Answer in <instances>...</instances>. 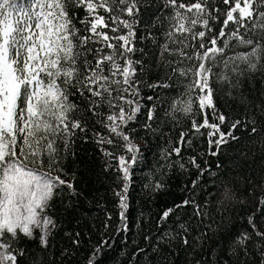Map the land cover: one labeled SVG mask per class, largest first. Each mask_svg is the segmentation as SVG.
<instances>
[{"label":"snow or ice","instance_id":"6c2138e0","mask_svg":"<svg viewBox=\"0 0 264 264\" xmlns=\"http://www.w3.org/2000/svg\"><path fill=\"white\" fill-rule=\"evenodd\" d=\"M0 264H264V0H0Z\"/></svg>","mask_w":264,"mask_h":264},{"label":"trees","instance_id":"16d2710c","mask_svg":"<svg viewBox=\"0 0 264 264\" xmlns=\"http://www.w3.org/2000/svg\"><path fill=\"white\" fill-rule=\"evenodd\" d=\"M150 172L148 168H142L138 169L136 176L137 180L135 183L134 191H133V196H132V206H133V216L136 215L137 211L141 209L145 205V201L142 195V188H141V183H147L148 179H150ZM171 197L170 196H162L160 197L159 204L163 205L164 202L170 201ZM146 210V209H145Z\"/></svg>","mask_w":264,"mask_h":264}]
</instances>
